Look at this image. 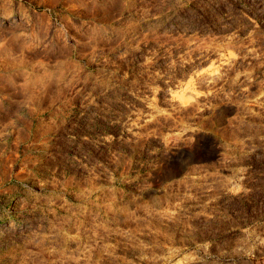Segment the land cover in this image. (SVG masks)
Here are the masks:
<instances>
[{
	"label": "rangeland",
	"instance_id": "rangeland-1",
	"mask_svg": "<svg viewBox=\"0 0 264 264\" xmlns=\"http://www.w3.org/2000/svg\"><path fill=\"white\" fill-rule=\"evenodd\" d=\"M0 264H264V0H0Z\"/></svg>",
	"mask_w": 264,
	"mask_h": 264
},
{
	"label": "water",
	"instance_id": "water-1",
	"mask_svg": "<svg viewBox=\"0 0 264 264\" xmlns=\"http://www.w3.org/2000/svg\"><path fill=\"white\" fill-rule=\"evenodd\" d=\"M181 166H183V165H181ZM179 171H180V168L177 169L175 172L168 173V175H167L166 177H169V176H171V175H173V174L175 175V174H177Z\"/></svg>",
	"mask_w": 264,
	"mask_h": 264
}]
</instances>
